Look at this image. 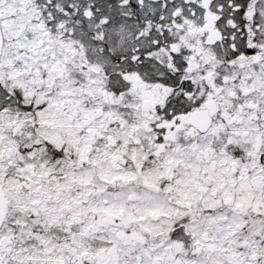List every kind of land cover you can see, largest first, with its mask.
Returning <instances> with one entry per match:
<instances>
[{"label":"snow or ice","instance_id":"snow-or-ice-1","mask_svg":"<svg viewBox=\"0 0 264 264\" xmlns=\"http://www.w3.org/2000/svg\"><path fill=\"white\" fill-rule=\"evenodd\" d=\"M0 264H264V0H0Z\"/></svg>","mask_w":264,"mask_h":264}]
</instances>
